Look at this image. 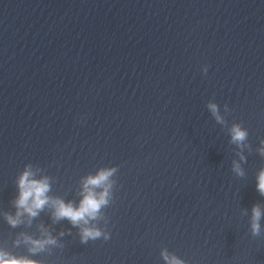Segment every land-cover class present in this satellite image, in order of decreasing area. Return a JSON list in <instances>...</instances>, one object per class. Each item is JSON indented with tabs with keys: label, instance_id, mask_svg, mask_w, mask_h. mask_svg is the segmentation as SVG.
<instances>
[{
	"label": "clouds",
	"instance_id": "clouds-1",
	"mask_svg": "<svg viewBox=\"0 0 264 264\" xmlns=\"http://www.w3.org/2000/svg\"><path fill=\"white\" fill-rule=\"evenodd\" d=\"M203 74H207L208 67L202 68ZM206 108L215 121L227 127L230 135L229 143L236 146V156L239 159L231 161V170L239 177L245 175L242 163L247 162L245 150H252L248 143L249 132L241 123H232L228 126L225 116L221 114L220 107L213 101H208ZM230 111L227 104L224 105V112ZM261 157H264V139L260 140V147L256 149ZM118 172V167H101L95 174L89 173L81 177L78 196V203L73 200L65 201L61 196L50 195L52 191L53 177L44 174V169L39 165L28 163L16 178V196L10 201L14 211L0 212L4 221L12 227L17 228L24 225L30 228L33 221L42 212L48 210L52 225L67 220L74 228L78 229V236L82 244L99 238L110 239V233L106 230L108 217L103 209L107 208L113 201V191L117 181L113 179ZM256 189L261 197H264V167L260 168L256 175ZM243 214L247 215L248 210L244 209ZM264 219V206L256 203L251 208L249 218L250 231L253 236H260L262 233L261 220ZM103 221L104 227H100ZM38 236L27 231L19 232L12 241V246L18 248L23 246L27 250L26 255H17L10 251L5 245H0V264H46L44 260L33 259L32 257L41 254H51L52 248L63 247L60 238L71 235V230H61L53 235L54 229L51 225L43 222L36 225ZM164 264H187V262L167 248L160 251Z\"/></svg>",
	"mask_w": 264,
	"mask_h": 264
}]
</instances>
